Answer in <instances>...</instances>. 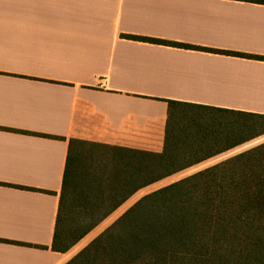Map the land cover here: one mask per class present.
I'll return each mask as SVG.
<instances>
[{"label":"crops","instance_id":"1","mask_svg":"<svg viewBox=\"0 0 264 264\" xmlns=\"http://www.w3.org/2000/svg\"><path fill=\"white\" fill-rule=\"evenodd\" d=\"M264 0H0V264L51 249L69 140L149 141L167 99L264 114ZM155 125V126H156Z\"/></svg>","mask_w":264,"mask_h":264},{"label":"trees","instance_id":"2","mask_svg":"<svg viewBox=\"0 0 264 264\" xmlns=\"http://www.w3.org/2000/svg\"><path fill=\"white\" fill-rule=\"evenodd\" d=\"M166 102L149 141L69 140L53 251H69L138 190L264 134V114ZM65 264H264V142L144 195Z\"/></svg>","mask_w":264,"mask_h":264},{"label":"rangeland","instance_id":"3","mask_svg":"<svg viewBox=\"0 0 264 264\" xmlns=\"http://www.w3.org/2000/svg\"><path fill=\"white\" fill-rule=\"evenodd\" d=\"M264 142V134L248 141L244 144H241L233 149H230L226 152L218 154L206 161H203L197 165L184 169L178 173H175L167 178H164L156 183H153L149 186H146L140 190H138L135 194H133L129 199H127L121 206H119L113 213H111L107 218H105L101 223H99L92 231H90L87 235H85L79 242H77L72 248L71 253H77L84 246H86L91 240H93L96 236H98L105 228H107L110 224H112L119 216H121L130 206H132L138 199L143 197L144 195L157 190L163 186H166L172 182L180 180L190 174H193L203 168L209 167L216 163H219L231 156H234L238 153H241L253 146H256L260 143Z\"/></svg>","mask_w":264,"mask_h":264}]
</instances>
